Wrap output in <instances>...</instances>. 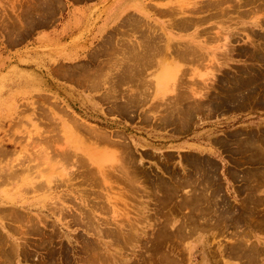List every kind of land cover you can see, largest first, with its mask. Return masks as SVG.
I'll use <instances>...</instances> for the list:
<instances>
[{
	"label": "rangeland",
	"instance_id": "1",
	"mask_svg": "<svg viewBox=\"0 0 264 264\" xmlns=\"http://www.w3.org/2000/svg\"><path fill=\"white\" fill-rule=\"evenodd\" d=\"M44 1L0 0V264H264V0Z\"/></svg>",
	"mask_w": 264,
	"mask_h": 264
},
{
	"label": "bare ground",
	"instance_id": "2",
	"mask_svg": "<svg viewBox=\"0 0 264 264\" xmlns=\"http://www.w3.org/2000/svg\"><path fill=\"white\" fill-rule=\"evenodd\" d=\"M41 1H42V0H41ZM45 1H46V0H45ZM45 1H44V2H45ZM220 1H221V0H220ZM227 1H229V0H227ZM38 2H39V1H38ZM50 2H51V1H50ZM225 2H226V1H225ZM45 3H46V2H45ZM215 3H216V2H215ZM218 3H219V2H218ZM220 4H222V2H221ZM47 6H48V4H47ZM242 7H243V6H242ZM220 14H221V13H220ZM46 17H47V16H46ZM46 17H45V18H46ZM30 18H31V17H30ZM36 18H37V17H36ZM32 22H33V21H32ZM230 38H231V37H230ZM148 41H149V40H148ZM142 42H143V41H142ZM155 44H156V43H155ZM177 44H178V43H177ZM151 45H152V44H151ZM151 45H150V46H151ZM258 45H259V44H258ZM263 45H264V43H263ZM253 46H254V45H253ZM158 47H159V46H158ZM150 48H151V47H150ZM156 48H157V47H156ZM260 48H261V47H260ZM155 50H157V49H155ZM183 50H185V49H183ZM153 51H154V50H153ZM231 52H232V50H231ZM255 53H256V52H255ZM138 54H140V53H138ZM186 54H187V53H186ZM133 55H134V53H133ZM135 56H136V55H135ZM133 58H134V57H133ZM135 60H136V58H135ZM136 61H137V60H136ZM255 61H256V60H255ZM256 62H257V61H256ZM149 63H150V62H149ZM258 63H259V62H258ZM123 65H124V64H123ZM127 67H128V66H127ZM138 69H139V68H138ZM130 70H131V69H130ZM141 70H142V69H141ZM131 71H132V70H131ZM133 71H134V70H133ZM136 71H137V70H136ZM136 71H135V72H136ZM142 71H143V70H142ZM138 72H140V71H138ZM109 73H110V72H109ZM130 73H132V72H130ZM130 73H129V75H130ZM133 73H134V72H133ZM140 73H141V72H140ZM140 73H139V74H140ZM251 73H252V72H250V74H251ZM103 74H104V73H103ZM117 74H118V73H117ZM139 74H138V75H139ZM122 75H123V74H122ZM125 75H127V74L125 73ZM106 76H107V75H106ZM136 76H137V75H136ZM139 76H140V75H139ZM130 77H132V75H130ZM242 77H243V76H242ZM80 79H81V78H80ZM131 79H132V78H131ZM225 79H226V78H225ZM160 80H161V81L159 82V84L162 83V79H160ZM222 80H223V79H222ZM230 80H231V79H230ZM100 82H101V81H100ZM100 82H99V83H100ZM114 82H115V81H114ZM123 82H124V81H123ZM218 82H219V81H218ZM220 82H221V81H220ZM216 83H217V82H216ZM175 84H176V83H175ZM227 85H228V84H227ZM161 86H162V85H161ZM159 87H160V86H159ZM114 88H115V87H114ZM117 89H118V88H117ZM213 89H214V88H213ZM218 91H219V90H218ZM143 92H144V91H143ZM163 92H165V91H163ZM163 92H162V93H163ZM180 92H181V91H180ZM140 94H141V93H140ZM144 94H145V93H144ZM176 94H177V93H176ZM186 94H187V93H186ZM226 94H227V93H226ZM184 95H185V94H184ZM220 95H221V94H220ZM189 97H190V96H189ZM168 98H169V97H168ZM186 99H187V101H188V98H186ZM184 101L186 102L185 99H184ZM184 101H183V102H184ZM214 101H215V100H214ZM189 102H191V101H189ZM208 102H210V101H208ZM179 103H180V102H179ZM216 103H217V102H216ZM192 104H194V102H192ZM196 104H197V103H196ZM196 104H195V107H196ZM200 104H201V103L199 102V105H200ZM203 104H204V103H203ZM209 104H210V103H209ZM176 105H177V104H176ZM216 105H217V104H216ZM112 106H113V105H112ZM134 106H135V105H134ZM136 106H137V105H136ZM200 106H201V105H200ZM212 106L215 107L214 104H213ZM201 108H202V107H201ZM211 108H212V107H211ZM226 108H227V107H226ZM172 109H173V108H172ZM215 109H216V108H215ZM179 110H180V109H179ZM193 110H194V109H193ZM226 110H227V109H226ZM187 111H189V109H188ZM187 111H186V112H187ZM194 111H195V110H194ZM210 111H211V110H210ZM192 112H193V111H192ZM211 112H213V111H211ZM222 112H223V111H222ZM176 113H177V112H176ZM179 113H180V112H179ZM215 113H216V112H215ZM192 114H193V113H192ZM165 115H166V114H165ZM170 117H171V116H170ZM168 118H169V117H168ZM183 119H184V118H183ZM168 120H169V119H168ZM171 120H173V119H171ZM180 120H181V119H180ZM180 120H178V122H179ZM187 120H188V119H187ZM73 121H74V120H73ZM71 122H72V121H71ZM74 122H75V121H74ZM190 122H191V121H190ZM77 124H78V123H76V124L74 123L73 126H77ZM183 124H184V123H183ZM185 124H186V123H185ZM80 125H81V124H80ZM181 125H182V124H181ZM71 127H72V126H71ZM71 127H70V128H71ZM181 127H182V126H181ZM53 128H54V127H53ZM82 128H83V126H82ZM84 128H86V127L84 126ZM78 129H79V128H78ZM90 129H91V128H90ZM53 130H54V129H53ZM79 130L81 131V128H80ZM72 131H73V130H72ZM85 131H86V130H85ZM89 131H90V130H89ZM89 131H88V132H89ZM91 131H92V130H91ZM91 131H90V132H91ZM93 131H94V130H93ZM74 132H75V131H74ZM94 132H95V131H94ZM83 134H84V133H83ZM94 134H95V133H94ZM84 135H85V134H84ZM233 136H234V134H233ZM232 138H234V137H232ZM238 138H239V136H238ZM262 138H263V137H262ZM90 139H91V138H90ZM229 140H230V139H229ZM40 142H41V141H40ZM215 143H216V142H215ZM247 144H248V143H247ZM237 145H238V144H237ZM253 145H255V144H253ZM245 146H246V144H245ZM47 147H48V146H47ZM234 147H235V146H234ZM246 147H247V146H246ZM261 147H262V146H261ZM48 148H49V147H48ZM64 149H65V148H64ZM253 149H254V148H253ZM123 150H124V149H123ZM261 150H262V149H261ZM61 151H62V150L59 151L60 154L62 153ZM121 151H122V150H121ZM238 151H239V150H238ZM256 151H257V150H256ZM3 152H4V151H3ZM77 152H78V151H77ZM236 152H237V151H236ZM63 153H64V152H63ZM69 153H70V152H69ZM251 153H252V152H251ZM3 154H4V153H3ZM77 154H78V153H77ZM252 154H253V153H252ZM262 154H263V152H262ZM56 155H58V153H57ZM66 155H67V154H66ZM70 155H71V153H70ZM248 155H249V154H248ZM59 156H60V155H59ZM64 156H65V155H64ZM64 156H63V157H64ZM245 156H246V155H245ZM260 156H261V155H260ZM260 156H259V157H260ZM65 157H66V156H65ZM256 157H258V156H256ZM261 157H262V156H261ZM252 158H253V157H252ZM201 160H202V159H201ZM252 160H253V159H252ZM257 160H259V159H257ZM260 160H261V159H260ZM257 162H258V161H257ZM259 162H260V161H259ZM259 162H258V163H259ZM75 163H76V162H75ZM127 163H128V161H127ZM123 164H124V163H123ZM200 164H201V163H200ZM194 165H195V164H194ZM194 165H193V166H194ZM201 165H202V164H201ZM206 165H207V164H206ZM95 169H96V167H95ZM212 169H213V168H212ZM212 169H211V170H212ZM263 169H264V166H263ZM86 170H87V169H86ZM211 170H209V171H211ZM214 170H215V168H214ZM193 171H194V170H193ZM205 172H206V171H205ZM212 172H213V171H212ZM212 172H211V173H212ZM260 172H261V171H260ZM260 172H259V173H260ZM262 172H263V171H262ZM208 173H210V172H208ZM247 173H248V172H247ZM252 173H253V172H252ZM122 174H123V173H122ZM260 174H261V173H260ZM4 175L6 176V174H4ZM7 175H8V174H7ZM207 175H208V174H207ZM243 176H244V175H243ZM247 176H248V175H247ZM262 176H263V175H262ZM83 177H84V176H83ZM212 177H213V176H212ZM252 177H253V176H252ZM254 178H255V177H254ZM246 179H247V178H246ZM46 180H47V179H46ZM241 180H243V179H241ZM50 181H51V180H50ZM50 181H47V182H46V186H47L48 188H51V187H50V185H51V182H50ZM89 181H90V180H89ZM248 181H249V180H248ZM181 184H182V183H181ZM0 185H1V184H0ZM30 186H31V188L36 189V188H35V187H36L35 183L32 184V182H31V183H30ZM30 186H29V187H30ZM205 186H206V185H205ZM31 188H30V189H31ZM249 189H250V188H249ZM28 190H29V189H28ZM31 190H32V189H31ZM173 190H175V188H174ZM172 193H173V192H172ZM248 193H249V192H248ZM198 197H199V196H198ZM203 197H204V196H203ZM200 198H201V197H200ZM201 199H202V198H201ZM245 199H247V198H245ZM167 200H168V199H167ZM184 200H185V199H184ZM206 200H208V199H206ZM213 200H214V199H213ZM249 200H250V199H249ZM253 200H255V199H253ZM258 200H259V199H258ZM263 200H264V198H263ZM194 201H195V200H194ZM168 202H169V201H168ZM211 202H212V201H211ZM214 202H215V201H214ZM252 202H253V201H252ZM193 204H194V203H193ZM96 205H97V204H96ZM194 205H195V204H194ZM196 205H198V204H196ZM196 205H195V206H196ZM257 205H259V204H257ZM22 207H23V206H22ZM184 207H185V206H184ZM190 207H192V206H190ZM190 209H191V208H190ZM252 209H253V208H252ZM2 210H3L4 213H5L4 208H1V209H0V211H2ZM192 211H193V210H192ZM248 211H249V210H248ZM16 212L19 213L18 211H16ZM57 213H58V212H57ZM6 215H7V214H6ZM8 215H9V214H8ZM17 215H18V214H17ZM17 215H15V216H17ZM21 215H22V214H20V220H19V221H21V220L23 221V219H21V218H22ZM10 216H11V214H10ZM12 216H14V213H13ZM12 216H11V217H12ZM23 216H24V215H23ZM18 217H19V216H18ZM24 217H25V216H24ZM15 218H16V217H15ZM26 218H27V217H26ZM26 218H25V220H26ZM18 219H19V218H18ZM8 220H9V219H8ZM25 220H24V221H25ZM33 220H34V219H33ZM193 220H194V218H193ZM22 221H21V222H22ZM24 221H23V222H24ZM35 222H36V221H35ZM35 222H34V223H35ZM45 222H46V221H45ZM192 222H193V221H192ZM24 223H25V222H24ZM32 224H33V223H32ZM32 224H31V225H32ZM36 225H37V224H36ZM164 225H165V224H164ZM162 226H163V225H162ZM162 226H161V227H162ZM187 226H188V225H187ZM30 227H31V226H30ZM34 228H37V227H34ZM34 228H32V229H34ZM196 228H197V227H196ZM32 229H31V231H32ZM114 229H115V228H114ZM162 229H163V228H162ZM28 230H29V229H28ZM28 230H27V231H28ZM38 230H39V229H38ZM111 230H112V229H111ZM128 230H129V229H128ZM29 231H30V230H29ZM34 231H36V230H34ZM109 231H110V230H109ZM164 231H165V230H164ZM31 234H32V233H31ZM28 235H30V234H28ZM0 240H1V239H0ZM235 243H236V242H235ZM243 243H244V242H243ZM11 244H12V243H11ZM0 246H1V245H0ZM241 246H243V245H241ZM250 246H251V245H250ZM39 247H40V246H39ZM233 248H234V247H233ZM4 253H5V252H4ZM261 253H262V252H261ZM240 254H241V253H240ZM253 254H254V253H253ZM230 255H231V254H230ZM238 257H239V256H238ZM239 258H240V257H239ZM244 258H245V257H244ZM258 259H259V258H258ZM9 260H10V259H9ZM23 261H24V260H23ZM246 262H247V261H246ZM253 263H254V262H253Z\"/></svg>",
	"mask_w": 264,
	"mask_h": 264
},
{
	"label": "crops",
	"instance_id": "3",
	"mask_svg": "<svg viewBox=\"0 0 264 264\" xmlns=\"http://www.w3.org/2000/svg\"><path fill=\"white\" fill-rule=\"evenodd\" d=\"M137 3H138V2H136V3H133V4L131 5V7H130V8H131V9H132V8H134V7L136 6V4H137Z\"/></svg>",
	"mask_w": 264,
	"mask_h": 264
}]
</instances>
